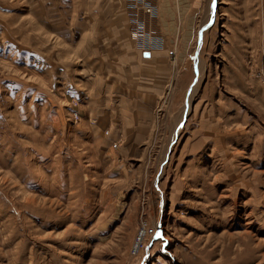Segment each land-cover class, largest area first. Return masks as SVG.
Instances as JSON below:
<instances>
[{
  "label": "rangeland",
  "instance_id": "374dc122",
  "mask_svg": "<svg viewBox=\"0 0 264 264\" xmlns=\"http://www.w3.org/2000/svg\"><path fill=\"white\" fill-rule=\"evenodd\" d=\"M91 1L0 0V264H264V0H200L191 60L121 141L78 72ZM143 16L137 50L163 36Z\"/></svg>",
  "mask_w": 264,
  "mask_h": 264
},
{
  "label": "crops",
  "instance_id": "0c3cea01",
  "mask_svg": "<svg viewBox=\"0 0 264 264\" xmlns=\"http://www.w3.org/2000/svg\"><path fill=\"white\" fill-rule=\"evenodd\" d=\"M91 2L78 20L83 29L75 51L81 64L78 72L88 76L84 85L93 93L91 106L88 105L94 111L93 123L107 124L108 135H112V130L119 132L120 137L115 139L119 141L124 136L121 126H116L122 125L128 137L129 129H137L136 125L155 122L159 104L155 91L164 92L180 63L187 55L191 60L189 51L200 0H158L156 25L167 45L148 52L149 56L137 50L130 37L123 0ZM214 7L212 4L210 22L202 30L213 22ZM171 50L175 51L174 56L170 55Z\"/></svg>",
  "mask_w": 264,
  "mask_h": 264
},
{
  "label": "built area",
  "instance_id": "2783aa9c",
  "mask_svg": "<svg viewBox=\"0 0 264 264\" xmlns=\"http://www.w3.org/2000/svg\"><path fill=\"white\" fill-rule=\"evenodd\" d=\"M158 0H127V8H128V18L130 22H136L139 27H145L147 25L146 20H144V16L148 17H158L160 12V7L157 2ZM141 12V13H140ZM143 16V17H142ZM132 27V26H131ZM132 37L134 36L131 32ZM138 38L137 35H135ZM140 39H136L137 48L141 51H153L156 49L163 48L165 46L163 36L161 35H151L145 32V36L140 35ZM174 52L171 51V55ZM264 81V79H263ZM73 118L75 121L79 118V112L75 111ZM114 146L116 147L117 144L115 143ZM160 230L159 227L155 230V228L151 229V232L156 234Z\"/></svg>",
  "mask_w": 264,
  "mask_h": 264
},
{
  "label": "bare ground",
  "instance_id": "6f19581e",
  "mask_svg": "<svg viewBox=\"0 0 264 264\" xmlns=\"http://www.w3.org/2000/svg\"><path fill=\"white\" fill-rule=\"evenodd\" d=\"M158 2V1H157ZM214 4V3H213ZM215 5V4H214ZM171 51H173L174 52V50H171ZM171 51H170V53H171ZM142 52H144V51H142ZM145 52H152V51H145ZM171 55V54H170ZM117 144V143H116ZM118 146V145H117ZM116 146V147H117Z\"/></svg>",
  "mask_w": 264,
  "mask_h": 264
},
{
  "label": "water",
  "instance_id": "95a60500",
  "mask_svg": "<svg viewBox=\"0 0 264 264\" xmlns=\"http://www.w3.org/2000/svg\"><path fill=\"white\" fill-rule=\"evenodd\" d=\"M145 54H146V56H149L150 53L147 52V53H145Z\"/></svg>",
  "mask_w": 264,
  "mask_h": 264
}]
</instances>
